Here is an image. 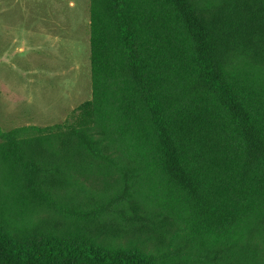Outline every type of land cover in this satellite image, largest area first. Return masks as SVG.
<instances>
[{"label": "trees", "instance_id": "1", "mask_svg": "<svg viewBox=\"0 0 264 264\" xmlns=\"http://www.w3.org/2000/svg\"><path fill=\"white\" fill-rule=\"evenodd\" d=\"M90 64L86 122L0 144V264H264V0H90Z\"/></svg>", "mask_w": 264, "mask_h": 264}, {"label": "rangeland", "instance_id": "2", "mask_svg": "<svg viewBox=\"0 0 264 264\" xmlns=\"http://www.w3.org/2000/svg\"><path fill=\"white\" fill-rule=\"evenodd\" d=\"M91 99L90 0H0V144L16 129L84 123ZM79 178L93 193L106 189L98 173ZM168 223L111 238L125 249L157 252L177 233Z\"/></svg>", "mask_w": 264, "mask_h": 264}]
</instances>
